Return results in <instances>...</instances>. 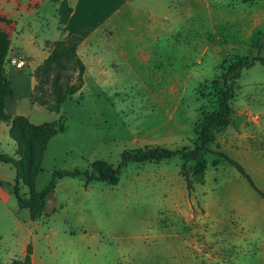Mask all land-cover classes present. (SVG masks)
<instances>
[{
	"label": "rangeland",
	"instance_id": "1",
	"mask_svg": "<svg viewBox=\"0 0 264 264\" xmlns=\"http://www.w3.org/2000/svg\"><path fill=\"white\" fill-rule=\"evenodd\" d=\"M133 5L142 12L131 17L135 30L125 53L105 47L106 27L95 33L91 38L102 45V63L92 66L59 115L32 106L31 97L33 73L49 51L44 40H59L62 30L54 19L33 24L39 46L25 47L29 65L16 71L14 85L16 97L28 99L32 108L21 103L19 110L34 123L65 124L46 146L37 189L56 169L83 170L95 160L115 165L124 150L191 147L200 118L215 106L213 80L234 58L264 56V0H135ZM97 67L103 69L100 76ZM231 116L227 127L213 132L201 177L178 156L130 162L116 185L92 181L85 187L83 177H64L54 190L57 207L33 222L30 235L22 224L30 220L28 210L19 208L7 179L11 172L3 166L8 198L0 204V264L21 258L28 244L32 264H264V198L216 154L227 153L248 174L251 170L254 184L264 190V151L257 161L263 166L255 172L242 150L256 140L260 147L264 143L259 62L242 69L235 82ZM183 168L194 181L190 192Z\"/></svg>",
	"mask_w": 264,
	"mask_h": 264
},
{
	"label": "trees",
	"instance_id": "2",
	"mask_svg": "<svg viewBox=\"0 0 264 264\" xmlns=\"http://www.w3.org/2000/svg\"><path fill=\"white\" fill-rule=\"evenodd\" d=\"M251 3L255 0H239ZM2 21L8 22L4 18ZM81 37L71 34L65 39L46 40L45 47L49 50L42 63L35 69L36 79L31 105L39 107L51 114L59 115L63 105L81 90L85 64L77 52ZM9 35L0 26V120L8 124V135L16 143L15 156L0 153V162L11 164L15 169L13 193L19 208L28 210L30 220L36 221L49 211H44L45 199L53 196L58 180L64 177L84 178L86 187L92 181H101L116 185L122 168L130 163L161 162L178 156L183 166L188 165L191 174L202 176L206 168L203 158L209 152V145L214 139V130L227 127L231 123L232 100L235 97V82L240 78L241 71L256 62L264 66V56L258 54L251 57H237L228 62L220 75L213 80L215 103L212 110L203 113L197 125L196 137L191 147L171 149L160 145H146L141 148L124 150L117 164L103 160H95L86 169H56L52 172L49 182L42 188H36V176L41 171V163L46 146L51 137L65 130L62 120L32 122L28 116L16 113L10 115L4 105L8 96L15 97L9 78L4 74L3 65L9 53ZM216 154L234 166L249 185L264 198V192L256 187L250 175L241 164L230 158L226 153ZM217 160H215L216 162ZM184 172L185 169L183 168ZM186 187L193 189V179L185 172ZM23 187L27 191H23ZM9 264H31V247L22 259H13Z\"/></svg>",
	"mask_w": 264,
	"mask_h": 264
},
{
	"label": "crops",
	"instance_id": "3",
	"mask_svg": "<svg viewBox=\"0 0 264 264\" xmlns=\"http://www.w3.org/2000/svg\"><path fill=\"white\" fill-rule=\"evenodd\" d=\"M134 1L135 0H0V18L8 20V22L0 20V26L8 33L10 40L9 53L5 59L3 70L4 74L9 78L14 91V85L19 78V75L16 72L18 69L15 67V69H13V66L9 65L8 57L13 54L25 57L24 54H27L25 52V47H29L31 44L39 46V42H37L32 35V26L37 19L43 21L54 19L57 22L58 28L62 30L59 39H65L71 34H76L81 37L77 52L85 64V72L83 74L84 79L86 75L90 76L89 73L94 71L92 67L94 64L100 65L102 63V57L98 55V48H102V45L98 41H92L91 37L95 33L102 31L103 27H106L107 38H110V45L106 44L105 47L111 48L118 56L125 53V48H128L132 37H130V35L135 30L131 17L136 13L139 14L142 12V9H135V6L133 5ZM209 6L210 3H208V9ZM140 29L141 34H144L147 30L144 26ZM136 43L137 41L135 44ZM261 44L264 45V33L261 35ZM84 46L87 48V53H89L87 56L82 54V48ZM144 58L146 59L148 57ZM96 73L100 76L103 74V69L97 67ZM14 99L16 112L27 115L24 112V108L19 110V104L23 103L28 109L32 108L28 99H26L27 101H24L18 99L16 95ZM8 128V124L5 121L0 120V153L13 156L16 152V143L9 137ZM7 136L11 141H9ZM262 140L264 141V138ZM256 141L252 144H245L242 148L243 153L245 154L244 157L248 156L249 167H254L256 169L255 172L263 166L257 161L264 151V143L263 147H260L256 144ZM4 142H6L5 146ZM239 151L241 152V149H239ZM235 158L243 159L242 156H235ZM238 163L241 164L240 162ZM3 166H8L11 172L7 179H10V181L13 182L15 178V172L12 173L13 166L9 163L0 162V204L2 205L6 203L8 198L7 193L2 188V182L3 179H5L2 174ZM242 167L244 168L243 165ZM249 175L252 176L251 170ZM57 205L58 203H56L55 207H57ZM33 222L36 221L28 220L22 223L25 225V230L29 235L32 233L31 227L34 226ZM22 224L20 223L18 227L20 228ZM26 251L27 247L22 252V255L20 256L21 258L15 259H22L25 256Z\"/></svg>",
	"mask_w": 264,
	"mask_h": 264
},
{
	"label": "water",
	"instance_id": "4",
	"mask_svg": "<svg viewBox=\"0 0 264 264\" xmlns=\"http://www.w3.org/2000/svg\"><path fill=\"white\" fill-rule=\"evenodd\" d=\"M4 105L10 115H14L17 113L15 99L13 96H8L4 101ZM55 204L56 202L53 196L48 195L45 199L44 211H52L54 209Z\"/></svg>",
	"mask_w": 264,
	"mask_h": 264
},
{
	"label": "built area",
	"instance_id": "5",
	"mask_svg": "<svg viewBox=\"0 0 264 264\" xmlns=\"http://www.w3.org/2000/svg\"><path fill=\"white\" fill-rule=\"evenodd\" d=\"M8 63L16 69H22L29 65V61L26 58L14 54L8 57Z\"/></svg>",
	"mask_w": 264,
	"mask_h": 264
}]
</instances>
